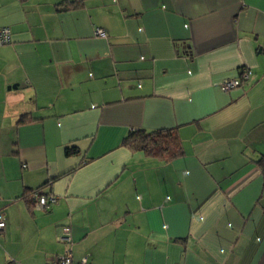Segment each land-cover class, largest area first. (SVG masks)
<instances>
[{
    "label": "crops",
    "instance_id": "0c3cea01",
    "mask_svg": "<svg viewBox=\"0 0 264 264\" xmlns=\"http://www.w3.org/2000/svg\"><path fill=\"white\" fill-rule=\"evenodd\" d=\"M1 26L0 264H264V0H0ZM174 127L172 161L120 146Z\"/></svg>",
    "mask_w": 264,
    "mask_h": 264
},
{
    "label": "trees",
    "instance_id": "16d2710c",
    "mask_svg": "<svg viewBox=\"0 0 264 264\" xmlns=\"http://www.w3.org/2000/svg\"><path fill=\"white\" fill-rule=\"evenodd\" d=\"M246 71L250 70L246 68H240L239 75L234 77L239 80V84L233 88L241 87L246 83L251 74L250 72V74L245 77ZM19 122H24V120L19 119ZM120 146L127 148L131 153H140L144 156L155 157L166 162L172 161L184 155L183 146L177 127L158 129L132 128L129 129L123 136ZM64 152L66 155L76 154L78 153V149L76 146L70 145L64 148ZM254 164L260 170L261 175L264 176V152L259 154L256 159H254ZM57 178L58 177H53L50 179V181H53ZM38 191L40 194H43L40 192V189H36L32 192L31 199L33 208L35 202L33 194ZM44 195L46 197H53L52 195Z\"/></svg>",
    "mask_w": 264,
    "mask_h": 264
},
{
    "label": "built area",
    "instance_id": "2783aa9c",
    "mask_svg": "<svg viewBox=\"0 0 264 264\" xmlns=\"http://www.w3.org/2000/svg\"><path fill=\"white\" fill-rule=\"evenodd\" d=\"M95 33L98 36L105 37L107 36L106 32L102 28H96ZM11 38V29L7 26L0 27V46L10 42ZM250 74V71H246L245 77ZM239 80L236 78H225L220 82V86L224 90H230L231 88L237 86ZM35 202L34 208L36 210H42L48 208L51 202H54V197H46L44 194H40L39 191L34 194ZM6 226V219L2 212H0V231H2ZM60 240L66 243L70 242L69 234L65 231L60 235ZM49 264H75L72 261V256L70 252H67L63 255L56 257ZM77 264H86L85 260L80 261Z\"/></svg>",
    "mask_w": 264,
    "mask_h": 264
}]
</instances>
